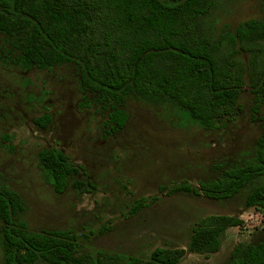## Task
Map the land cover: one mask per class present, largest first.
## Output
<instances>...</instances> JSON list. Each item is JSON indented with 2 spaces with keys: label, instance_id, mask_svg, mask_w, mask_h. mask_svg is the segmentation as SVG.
Returning <instances> with one entry per match:
<instances>
[{
  "label": "trees",
  "instance_id": "1",
  "mask_svg": "<svg viewBox=\"0 0 264 264\" xmlns=\"http://www.w3.org/2000/svg\"><path fill=\"white\" fill-rule=\"evenodd\" d=\"M217 9L218 0H0V57L23 70L76 65L81 87L102 105L111 104L107 123L117 128L127 113L115 105L131 98L171 108L184 123L218 129L242 111L245 87L264 123V2L260 16L235 27L219 25ZM50 120L45 114L34 121L45 127ZM37 158L55 193L87 174L59 148L41 149ZM71 185L82 191L90 182L74 178ZM245 189L244 206L264 211V128L251 161L198 186L183 181L159 187L167 195L191 193L218 202ZM149 203L135 200L130 214ZM24 208L23 198L0 184L2 264H178L187 252H217L225 230L245 222L208 214L193 224L186 248H155L147 259L123 261L120 255L80 251L69 230H29L16 220ZM227 264H264V235L234 245Z\"/></svg>",
  "mask_w": 264,
  "mask_h": 264
},
{
  "label": "rangeland",
  "instance_id": "2",
  "mask_svg": "<svg viewBox=\"0 0 264 264\" xmlns=\"http://www.w3.org/2000/svg\"><path fill=\"white\" fill-rule=\"evenodd\" d=\"M263 2L218 0V24L235 27L258 17ZM239 101L242 111L232 121L209 130L180 121L171 108L127 98L115 105L127 113L117 128L107 123L111 104L102 105L81 87L76 65L23 70L0 57V184L23 198L16 220L29 230H69L80 251L120 255L123 261L147 259L155 248H186L193 224L205 215L239 216L244 225L226 229L217 252L208 257L187 252L178 263L227 264L234 245L264 235V211L244 206L247 190L218 202L191 193L167 195L159 187L183 181L198 186L253 159L263 111L253 112L248 87ZM45 114L51 120L40 127L34 120ZM51 147L87 173L71 178L61 193L46 181L37 158ZM74 178L89 181L88 190L74 189ZM143 198L148 206L131 215L135 200ZM2 258L0 246V264Z\"/></svg>",
  "mask_w": 264,
  "mask_h": 264
}]
</instances>
